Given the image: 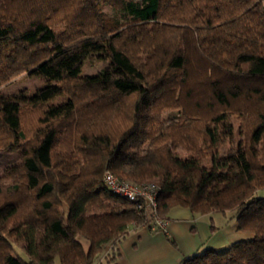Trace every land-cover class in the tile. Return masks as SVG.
<instances>
[{
	"label": "trees",
	"instance_id": "16d2710c",
	"mask_svg": "<svg viewBox=\"0 0 264 264\" xmlns=\"http://www.w3.org/2000/svg\"><path fill=\"white\" fill-rule=\"evenodd\" d=\"M92 54L113 70L83 77ZM26 73L52 83L0 94V152L19 153L0 179V264H114L177 207L251 235L180 264H264V0H0V88ZM108 173L156 185L157 209Z\"/></svg>",
	"mask_w": 264,
	"mask_h": 264
},
{
	"label": "crops",
	"instance_id": "0c3cea01",
	"mask_svg": "<svg viewBox=\"0 0 264 264\" xmlns=\"http://www.w3.org/2000/svg\"><path fill=\"white\" fill-rule=\"evenodd\" d=\"M250 237L237 230L236 222H228L227 215L196 217L177 207L170 212L165 230L143 226L130 231L118 245L120 258L114 264H180L186 257L208 249L223 250Z\"/></svg>",
	"mask_w": 264,
	"mask_h": 264
},
{
	"label": "rangeland",
	"instance_id": "374dc122",
	"mask_svg": "<svg viewBox=\"0 0 264 264\" xmlns=\"http://www.w3.org/2000/svg\"><path fill=\"white\" fill-rule=\"evenodd\" d=\"M104 11L110 13V10L107 7H104ZM113 70L112 63L105 59L101 54H92L86 60L85 64L82 67V76L83 77H97L103 73L111 72ZM52 81L46 78L43 75H30V74H21L15 79L12 80L9 84L2 86L0 88V94L6 95H23L27 97H34L38 92L44 87L50 85ZM56 104L65 105L68 103V98L66 96L58 97L55 100ZM237 117H231L229 125L232 128L234 145H243L245 143L244 138V128L240 120L236 119ZM229 142H227V145ZM179 157L186 159L188 161L197 160V157L190 155L185 152L178 153ZM19 153L16 150L10 151H1L0 152V179L6 173L5 171L11 168L18 161ZM227 219L228 222H235L231 219V213H228ZM197 217V215H196ZM169 222V220H166Z\"/></svg>",
	"mask_w": 264,
	"mask_h": 264
},
{
	"label": "built area",
	"instance_id": "2783aa9c",
	"mask_svg": "<svg viewBox=\"0 0 264 264\" xmlns=\"http://www.w3.org/2000/svg\"><path fill=\"white\" fill-rule=\"evenodd\" d=\"M105 185L117 196L129 201L144 200L152 210H156L158 206L159 188L154 184L134 185L127 181L121 180L114 175L108 173L104 178ZM168 225L167 221H156L159 230H165Z\"/></svg>",
	"mask_w": 264,
	"mask_h": 264
}]
</instances>
